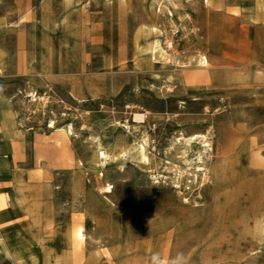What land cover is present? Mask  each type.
<instances>
[{
    "label": "rangeland",
    "instance_id": "rangeland-1",
    "mask_svg": "<svg viewBox=\"0 0 264 264\" xmlns=\"http://www.w3.org/2000/svg\"><path fill=\"white\" fill-rule=\"evenodd\" d=\"M170 1L0 0V264H264V20Z\"/></svg>",
    "mask_w": 264,
    "mask_h": 264
},
{
    "label": "bare ground",
    "instance_id": "bare-ground-1",
    "mask_svg": "<svg viewBox=\"0 0 264 264\" xmlns=\"http://www.w3.org/2000/svg\"><path fill=\"white\" fill-rule=\"evenodd\" d=\"M224 0H205V5H206V9L208 10V12L211 11V9H218L221 12H225L226 10V6L223 4ZM242 2L247 1V0H240ZM255 1V11L250 14L253 21L255 23H260L264 20L263 15L261 13V11L264 10V0H253ZM171 4L176 5L174 1H170ZM195 7V5L193 6ZM202 8L201 5H198V9ZM160 11L162 13L166 14V11L160 8ZM173 11L171 8H169V15H172ZM195 20L194 19H189V22H192ZM201 23V20L198 19V24ZM156 29V28H155ZM142 53V48L140 46V35L137 36V42H136V56L140 57ZM198 79H200V74H201V70L202 69H208L209 68V59L208 56L205 54H201L198 58ZM193 79V77H190L188 79L189 82H191V80ZM139 117H141V115H138ZM66 131L64 133H62L60 136L56 137L54 139V146L57 148V151L59 153V159L62 160L63 158V142H64V137H62V135L66 136ZM199 136V134H198ZM206 137V135H204ZM207 138V137H206ZM255 143V142H254ZM205 144V143H204ZM256 144V143H255ZM142 147H144L142 145ZM101 154L107 158V154L102 151ZM201 158V157H200ZM251 163L252 166L255 168V170L257 172H264V154H263V146H258L257 149L253 152L252 156H251ZM104 192H111L112 191V186L110 185V183L106 184L103 187ZM84 233H83V228L81 225H78L74 230H73V235H72V256L73 258L77 256L78 252L80 251L81 247H82V243L84 241ZM84 250V249H83Z\"/></svg>",
    "mask_w": 264,
    "mask_h": 264
},
{
    "label": "built area",
    "instance_id": "built-area-1",
    "mask_svg": "<svg viewBox=\"0 0 264 264\" xmlns=\"http://www.w3.org/2000/svg\"><path fill=\"white\" fill-rule=\"evenodd\" d=\"M262 68H263V71H264V64H263Z\"/></svg>",
    "mask_w": 264,
    "mask_h": 264
}]
</instances>
